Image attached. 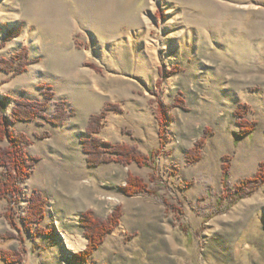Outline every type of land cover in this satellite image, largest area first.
Returning a JSON list of instances; mask_svg holds the SVG:
<instances>
[{
    "label": "rangeland",
    "instance_id": "obj_1",
    "mask_svg": "<svg viewBox=\"0 0 264 264\" xmlns=\"http://www.w3.org/2000/svg\"><path fill=\"white\" fill-rule=\"evenodd\" d=\"M25 47V72L0 69V115L24 99L66 118L10 122L40 159L22 193L0 199V252L21 258L12 264H264V184L225 199L264 162V0H0V62ZM105 109L93 137L135 148L144 164L105 152L112 161L89 166L87 128ZM240 116L256 127L236 143ZM129 176L142 193L122 191ZM34 192L46 217L28 229ZM118 209L88 262L74 261L89 243L83 216ZM63 233L86 247L70 251Z\"/></svg>",
    "mask_w": 264,
    "mask_h": 264
},
{
    "label": "trees",
    "instance_id": "obj_2",
    "mask_svg": "<svg viewBox=\"0 0 264 264\" xmlns=\"http://www.w3.org/2000/svg\"><path fill=\"white\" fill-rule=\"evenodd\" d=\"M19 31H10L9 38L18 36ZM28 49L25 47L18 52L12 60L3 59L0 62V69L11 72L14 71L21 74L27 70ZM47 102L29 101L24 99L16 100V106L12 112V118L8 119L0 115V199L7 201H14V197L22 193L21 185L27 180L39 161V158H32L28 154V147L31 145L30 139L23 132H18L11 128L10 122H30L37 118L46 119L53 125H60L65 121L66 111L60 107L57 113L53 116H48L45 113ZM107 110L105 109L101 114L94 115L91 118L90 124L87 128L88 135L92 138L84 140V151L88 155V164L91 168L98 167L103 163L112 161V158L104 155L105 152L117 155V161L122 164H130L136 162L144 164L146 158L142 157L135 148L125 145H112L107 142H102L98 137H93L100 132V125L104 119ZM164 121L162 120V124ZM239 124L241 130L235 135V142L238 143L246 136L252 134L255 130L256 124L250 123L240 116ZM109 147V148H107ZM193 152L190 157L193 160ZM228 171V170H226ZM228 176L227 173H225ZM264 184V162L261 165L259 173L253 177L248 178L236 186L235 190L230 193L229 188L227 198L232 196L231 200L236 201L254 192V188ZM122 191L128 196H134L142 193L146 185L144 181L135 176H129L127 185L122 186ZM47 199L39 192H34L30 197V203L27 215L25 217V224L28 229H31V224H39L46 217ZM121 210L114 211L107 220L100 219L88 211L81 219V226L84 228L86 236L89 239L87 248L74 255V261L77 263L88 262L95 250L104 242L107 234L119 225L121 217ZM9 217V215L7 214ZM37 233H48L39 229L37 226ZM13 236H6L12 238ZM0 258H3L7 264L21 261V258L11 252H0Z\"/></svg>",
    "mask_w": 264,
    "mask_h": 264
},
{
    "label": "bare ground",
    "instance_id": "obj_3",
    "mask_svg": "<svg viewBox=\"0 0 264 264\" xmlns=\"http://www.w3.org/2000/svg\"><path fill=\"white\" fill-rule=\"evenodd\" d=\"M149 14H145V18L148 17ZM149 28V26H148ZM132 35V34H131ZM155 56H157V48L155 45H153V51H152ZM158 60V59H157ZM111 204L117 203V200L115 199H110ZM78 216V215H76ZM119 231H115V233H118ZM62 237L64 241L67 244V247L69 248L70 251L72 252H78L81 249H84L87 245V239L83 236L77 235V234H70V233H63Z\"/></svg>",
    "mask_w": 264,
    "mask_h": 264
}]
</instances>
